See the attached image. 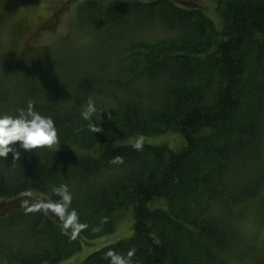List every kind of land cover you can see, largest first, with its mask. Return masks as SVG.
I'll return each instance as SVG.
<instances>
[{
    "label": "trees",
    "instance_id": "obj_1",
    "mask_svg": "<svg viewBox=\"0 0 264 264\" xmlns=\"http://www.w3.org/2000/svg\"><path fill=\"white\" fill-rule=\"evenodd\" d=\"M61 1L38 29L50 30L63 6L76 3L78 27L93 39L87 50L26 41V18L8 23L0 14L8 41L0 114L31 101L59 137L37 150L14 142L20 157L0 158V264L67 260L83 241L114 232L113 213L127 206L132 234L79 264H110V252L127 258L133 249L131 264L241 261L233 206L264 187V0H212L220 29L206 0ZM90 99L104 112L85 121ZM92 124L101 131L92 134ZM167 131L181 133L185 145L108 147ZM117 155L122 164L112 163ZM60 184L87 225L75 239L49 207ZM256 257L247 263L264 264Z\"/></svg>",
    "mask_w": 264,
    "mask_h": 264
},
{
    "label": "rangeland",
    "instance_id": "obj_2",
    "mask_svg": "<svg viewBox=\"0 0 264 264\" xmlns=\"http://www.w3.org/2000/svg\"><path fill=\"white\" fill-rule=\"evenodd\" d=\"M61 0H35L27 2L26 0H0V14L6 12L8 14V23L11 19L26 18V28L24 39L28 41L32 36L37 38L36 42L50 49H57L59 43L63 41L69 42L77 51H85L91 47L92 36L78 27L76 21L75 4L64 5L62 12L58 13L55 26L50 30H39L38 26L42 21L51 14L56 7L61 5ZM208 15L212 18L217 29L221 28V21L218 13L215 11V4L212 0L204 2ZM10 17V18H9ZM7 35L5 28L0 26V61L1 57L7 51ZM2 52V54H1ZM8 53H13L9 52ZM137 136L120 140L116 143L109 144L113 147L118 144H132ZM145 143L151 145H166L167 147L178 150L185 145V138L179 132L167 131L155 135H147ZM262 155V153H261ZM245 202V203H244ZM154 207L157 204H149ZM234 208V209H233ZM236 212V230L238 234V242L236 248L243 249V259L235 262L230 257L228 264H248L247 261L254 256L264 257V187L260 195L256 199L243 201L239 205L233 206ZM221 212V211H220ZM113 216L116 221V229L114 232L104 235L100 238L88 242H82L81 249L67 260L56 264H79L89 253L99 249L101 246L113 243L117 240L126 238L132 234L133 209L127 206L114 211ZM235 251H239L238 249ZM256 257V258H257Z\"/></svg>",
    "mask_w": 264,
    "mask_h": 264
},
{
    "label": "clouds",
    "instance_id": "obj_3",
    "mask_svg": "<svg viewBox=\"0 0 264 264\" xmlns=\"http://www.w3.org/2000/svg\"><path fill=\"white\" fill-rule=\"evenodd\" d=\"M104 110L98 108L94 100H89L87 105L81 110V117L85 121H92L94 117L99 116ZM90 132H100L99 125H90ZM14 142H19L18 148L24 150H37L49 148L59 143V137L54 120L50 116L42 115L34 110L31 101L27 108H21L15 115L0 114V158L6 157L10 152L13 159H18L21 152L14 147ZM145 143V137L138 135L132 143V148L136 151H142ZM123 157H113L112 163L122 164ZM59 200L49 205L52 211L65 221V228L71 229V238L75 239L81 230L87 228L86 224L80 222L75 209H71L73 193L66 184H60L54 189ZM107 218H104L106 220ZM103 222V221H102ZM135 250L127 253V258L115 252H110V264H131V257Z\"/></svg>",
    "mask_w": 264,
    "mask_h": 264
}]
</instances>
